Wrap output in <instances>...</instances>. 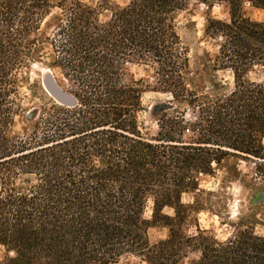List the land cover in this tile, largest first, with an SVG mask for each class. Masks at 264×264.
<instances>
[{"label": "trees", "instance_id": "obj_1", "mask_svg": "<svg viewBox=\"0 0 264 264\" xmlns=\"http://www.w3.org/2000/svg\"><path fill=\"white\" fill-rule=\"evenodd\" d=\"M245 1L264 9V0H102L98 7L0 0V264H118L125 256L145 264H264L255 223L220 240L196 215L204 209L202 177L226 159L252 162L264 181V78L248 77L264 67V21L247 16ZM193 2L228 7L227 20L208 14L205 21V38L218 47L214 68L234 76L228 92L214 81L212 91L196 89L177 25ZM105 6L111 14L102 19ZM54 10L50 32L39 34ZM36 56L62 77L67 89L56 82L74 103L33 111L31 132L20 137L11 133L18 76ZM131 64L151 67L152 90L192 110L189 121L159 118L155 142L142 136L148 87L129 75ZM185 193L195 194L192 204ZM157 226L168 236L152 242Z\"/></svg>", "mask_w": 264, "mask_h": 264}, {"label": "rangeland", "instance_id": "obj_2", "mask_svg": "<svg viewBox=\"0 0 264 264\" xmlns=\"http://www.w3.org/2000/svg\"><path fill=\"white\" fill-rule=\"evenodd\" d=\"M91 5L99 6L102 0H81ZM130 0H111L112 4L125 6ZM247 16L257 21H264V9L255 8L250 2H244ZM102 19H106L111 10L103 7L101 9ZM58 10H54L40 26L39 34H48L53 26L54 18ZM227 20L229 10L226 4L208 8L204 4L193 2L185 10L180 12L177 19L179 33L185 46L189 49L191 76L195 79L196 89L204 93L207 89L212 91L213 81L223 85L220 90L225 93L234 86V76L230 70L215 69V56L218 50L217 43L205 38V21L207 15ZM129 75L142 80L148 88L143 93V111L139 114L142 136L147 140H153L159 132V118L164 116H175L185 114V119L190 120L192 110L183 103H177L169 94L152 90L154 70L151 67L131 64L128 66ZM53 75L60 85L67 89L62 83V77L46 67L36 56L33 63L23 67L19 73V101L11 133L20 137H27L31 132L33 111L42 115L53 103L63 105L56 100L47 90L44 80ZM248 77L253 80L264 78V67H255ZM37 116V115H36ZM188 133V132H187ZM188 140V136L185 137ZM153 142H155L153 140ZM254 164L249 161L231 157L217 167L212 176H203L199 203L204 205L197 215L202 229L209 230L220 240L231 237L235 231L244 225L252 223H264V181L256 178ZM184 202L192 204L195 200L194 194H185ZM151 206L148 215L151 214ZM165 213L174 215V210L165 208ZM259 235H264V226L256 227ZM168 228L163 226L153 227L150 230L152 242L165 239L168 236ZM195 232V227L190 229ZM6 252L0 246V259H4ZM193 257V256H191ZM118 264H145L134 256H125Z\"/></svg>", "mask_w": 264, "mask_h": 264}, {"label": "water", "instance_id": "obj_3", "mask_svg": "<svg viewBox=\"0 0 264 264\" xmlns=\"http://www.w3.org/2000/svg\"><path fill=\"white\" fill-rule=\"evenodd\" d=\"M44 84H45L47 90L52 94V96L56 100H58L60 103L66 104V105H73V103H74L73 98L63 94V92H62L63 90L59 87V85L57 84V82H56V80L52 74L49 75L47 78H45ZM263 196H264V193H263Z\"/></svg>", "mask_w": 264, "mask_h": 264}, {"label": "crops", "instance_id": "obj_4", "mask_svg": "<svg viewBox=\"0 0 264 264\" xmlns=\"http://www.w3.org/2000/svg\"><path fill=\"white\" fill-rule=\"evenodd\" d=\"M200 189H201V184H200ZM185 194H193V193H185ZM185 194L183 195V197H182V200L184 199V196H185ZM195 195V194H194ZM183 202H184V200H183ZM185 203V202H184ZM259 225H263L264 226V223H259V222H257L256 224H254V227H255V231H256V227L257 226H259ZM201 228V227H200ZM202 229V228H201ZM256 233H257V231H256ZM258 234V233H257ZM261 236H264V235H261Z\"/></svg>", "mask_w": 264, "mask_h": 264}]
</instances>
